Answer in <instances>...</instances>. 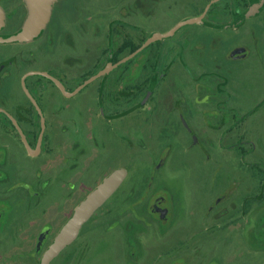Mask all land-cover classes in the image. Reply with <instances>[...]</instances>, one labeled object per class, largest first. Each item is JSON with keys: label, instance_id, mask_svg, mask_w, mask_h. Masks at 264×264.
<instances>
[{"label": "rangeland", "instance_id": "rangeland-1", "mask_svg": "<svg viewBox=\"0 0 264 264\" xmlns=\"http://www.w3.org/2000/svg\"><path fill=\"white\" fill-rule=\"evenodd\" d=\"M210 1L83 0L82 64L76 83L98 72L126 40L140 45L166 33L201 15ZM221 8L215 4L208 21L221 22ZM252 22L233 30L186 25L76 96L62 97L65 103L79 106L68 128L81 150L89 151L86 162L94 164L86 171L82 190L88 192L114 169L126 168L128 175L103 208L108 215L95 217H104L105 223L96 227L91 220L85 235L54 264H175L179 256L175 248L184 242L192 256L189 264H264V105L239 122L264 101V71L254 52L263 48L253 44ZM244 44L250 49L247 59H227L232 49ZM126 55L128 50L120 57ZM151 59L150 82L142 85ZM149 91L151 100L142 108ZM220 98L231 99L238 110L240 124L231 137L210 131L220 116H208L211 109L217 113L216 107H208L209 101ZM185 122L196 134L197 146L191 144ZM105 141L112 143L109 149L104 148ZM231 143L240 145L227 149ZM104 162L107 168L99 170ZM8 190L7 184L0 187L2 194ZM57 198L59 187L54 185L45 198L26 199L34 207H46ZM162 198L174 212L167 231H162L149 209ZM20 206L21 215L25 204ZM129 222L144 230V248L137 259L124 245L123 228ZM41 228V221L33 224L27 254L18 251L15 263H5V251L0 249V264H40L41 253L34 249Z\"/></svg>", "mask_w": 264, "mask_h": 264}, {"label": "flooded vegetation", "instance_id": "flooded-vegetation-1", "mask_svg": "<svg viewBox=\"0 0 264 264\" xmlns=\"http://www.w3.org/2000/svg\"><path fill=\"white\" fill-rule=\"evenodd\" d=\"M216 4L222 5L223 20L218 22L221 24L219 28L221 30L238 29L253 21L250 29L254 37L253 44L258 43L263 48L254 50V52L260 59V69L264 71V0H220ZM82 11L83 0H55L52 3L51 14L46 26L31 40L17 41L13 40V37L22 32L32 15L31 7L27 0H0V187L5 184L9 187V190L4 194L0 191V249L5 251L3 256L5 263L7 261L13 263L18 256V251L24 250L23 252L27 254L28 249L25 247L28 243V236L33 224L40 223V221L42 228L36 238L34 250L38 254L41 253L42 258L43 253L53 243L57 234L73 216L76 208L111 174L102 177L99 183H96L88 192L82 190L87 185L88 173L86 171H91V165L94 164L91 161L93 158H91V162H86L89 159V151L81 150L77 141L72 140V134L68 128L69 124L75 122L73 113L78 110L79 106L76 105V102L73 105L65 103L67 101L62 98L64 94L58 86L42 75L48 73L58 79L67 92L75 90L88 78L79 84L75 81L76 72L82 64L79 51L82 37ZM209 11L202 24H207L205 22L208 21ZM126 42L133 41L128 39L123 44ZM144 50L138 54L140 55ZM249 50L246 44L239 45L228 53L227 59H247L250 55ZM244 51H246V56L234 58L236 53ZM111 57H107L108 60L100 70L106 66ZM118 69L119 67L115 70ZM152 69L153 67L146 66L142 85H147L146 74L152 73ZM150 79L151 76L148 77V84ZM25 88L34 100L28 96ZM149 96L150 91L147 98ZM150 100L151 97L145 99L142 102V108ZM230 103L231 99L228 98H220L214 102L209 101L208 107H216L217 113L211 109L208 116L216 118L220 116L216 126L210 128L212 134H223L228 137L235 135L240 124L237 123L238 110ZM262 105H264V101ZM100 114L105 118L103 110L100 111ZM42 122H44L45 128L40 137ZM185 124L190 129L189 134L193 145V136L196 138L197 136L187 122ZM17 125L23 132L29 148ZM97 142L101 144V141ZM104 143L105 149H109L112 144L110 141ZM95 144L97 145V143ZM198 144L199 140L195 146ZM89 145L91 149V144ZM239 145V143H231L227 149H235ZM107 166V162H104L99 170H105ZM93 170L96 173L94 175V180H96L98 179L97 169L93 168ZM50 171L52 173L45 178V174ZM54 185L59 187L60 198L50 205L34 207L32 200L26 199L45 198L46 191ZM35 186L40 191H35ZM109 200L110 198L82 226L77 239L67 246L59 256L67 248L76 244L91 220L94 221L96 227L100 225V221L105 223L104 217L99 219L95 217L100 213L104 216L108 215L102 210ZM163 201V198L154 200L149 209L151 216L155 218L154 221L162 226V231H167L172 224L174 212L168 207L165 217L157 218L151 210V207ZM22 202L25 204V208L22 207L20 215L19 209H21ZM18 213L19 215H17ZM45 217L47 218L46 223ZM136 218L143 219L138 214ZM57 228L56 235L48 244L51 234ZM123 229L125 233L124 245L127 246L128 251L130 250L131 257L137 259L144 248V230L132 226L131 222L125 223ZM187 245L184 242L181 247L175 248L179 255H177L175 264H189L192 256L187 250ZM20 256H24V254H20ZM30 257L33 260L35 258L33 254H30ZM58 257L51 264H54ZM130 261L132 262V260Z\"/></svg>", "mask_w": 264, "mask_h": 264}, {"label": "water", "instance_id": "water-1", "mask_svg": "<svg viewBox=\"0 0 264 264\" xmlns=\"http://www.w3.org/2000/svg\"><path fill=\"white\" fill-rule=\"evenodd\" d=\"M30 7H31V17L28 19L26 25L24 26L22 32L18 34L17 36L13 37V40L17 41H28L31 40L34 36H36L41 29H43L50 17L51 14V7L52 3L55 0H27ZM220 0H211L210 3L207 5L205 10L202 12L201 15L186 19L178 23L176 26H174L170 31L166 33H158L150 38H148L136 51L132 52L128 56L120 59L116 63L109 62L106 64V66L100 70L99 72L93 74L92 76L88 77L86 80L83 81V83L78 86L75 90L71 92H67L62 85V83L51 76L48 73H43L46 78L51 80L55 83L56 86L62 91L64 96L66 97H72L76 95L78 92L85 89L89 84H91L94 81H97L98 79L104 77L105 75L109 74L122 64L128 62L132 58H134L139 52L143 51L145 48L150 46L151 44L155 42H159L163 39H167L172 37L178 30H180L182 27L186 25H192V24H202L203 19L205 15L208 13L209 9L212 5L218 3ZM246 56V51L244 52H238L234 55V58H241ZM26 90V88H25ZM28 96L32 98V96L28 93L26 90ZM35 102V101H34ZM263 104V101L256 106L253 110H251L250 113L244 115L239 120L242 121L249 117L252 113H254L261 105ZM37 106V105H36ZM38 108V107H37ZM40 111V109L38 108ZM238 123V121H237ZM18 126V125H17ZM21 136L26 143V146L28 147V144L26 142V139L24 137L23 132L21 131L20 127L18 126ZM45 124L42 122L41 126V132L40 137L42 136V133L44 131ZM194 137V145L197 144L198 139ZM29 148V147H28ZM128 175V170L126 168H118L115 169L111 174L106 177L102 183L98 185V187L92 191L85 200L81 202V204L76 208L73 216L67 221V223L63 226L61 231L57 234L55 237L53 243L46 249V251L43 253V256L41 258V264H51V262L59 256V254L69 245H71L79 236V233L81 231L82 226L93 216V214L109 199L111 198L114 193L120 188L124 180L126 179ZM152 212L156 214L155 217L157 218H164L167 214L168 210L166 207V202L163 201L155 206L152 207Z\"/></svg>", "mask_w": 264, "mask_h": 264}, {"label": "trees", "instance_id": "trees-1", "mask_svg": "<svg viewBox=\"0 0 264 264\" xmlns=\"http://www.w3.org/2000/svg\"><path fill=\"white\" fill-rule=\"evenodd\" d=\"M215 5H212V7L210 8V9H213V7H214ZM205 20V19H204ZM205 22V21H204ZM205 23H207V25H209V26H213V27H215V28H220L221 27V24H219V23H210V22H208V21H206ZM142 44H140V45H136V44H134L133 42H126V43H124V44H122V46L119 48V50H117L115 53H114V55L111 57V59L108 61V63L109 62H112V63H116V62H118L120 59H122V58H124V57H120V55L121 54H123L126 50H128V55L129 54H131L132 52H134V51H136L140 46H141ZM153 45V44H152ZM152 45H150L149 47H147V48H150ZM146 48V49H147ZM128 55H126V56H128ZM139 56V54L137 55V56H135L133 59H131V60H129L128 62H126V63H124V64H122L121 66H119V68H121V67H123V66H125V65H127V64H131L137 57ZM154 65H153V59H151V60H149V64L147 65V67L148 68H152ZM151 74L152 73H150V72H148L147 74H146V77H147V82H146V84H148V77H150L151 76ZM92 75V74H91ZM91 75H89V76H91ZM88 76V77H89Z\"/></svg>", "mask_w": 264, "mask_h": 264}]
</instances>
